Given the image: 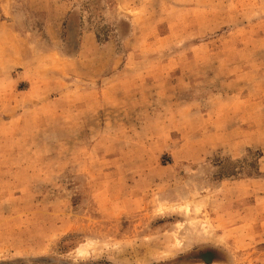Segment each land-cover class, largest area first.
I'll list each match as a JSON object with an SVG mask.
<instances>
[{"label":"rangeland","instance_id":"rangeland-1","mask_svg":"<svg viewBox=\"0 0 264 264\" xmlns=\"http://www.w3.org/2000/svg\"><path fill=\"white\" fill-rule=\"evenodd\" d=\"M0 264H264V0H0Z\"/></svg>","mask_w":264,"mask_h":264}]
</instances>
